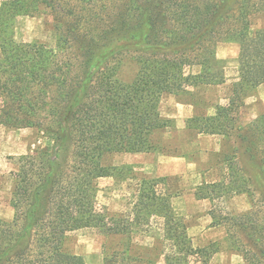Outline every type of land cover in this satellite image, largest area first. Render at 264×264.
Returning a JSON list of instances; mask_svg holds the SVG:
<instances>
[{"label": "trees", "instance_id": "trees-1", "mask_svg": "<svg viewBox=\"0 0 264 264\" xmlns=\"http://www.w3.org/2000/svg\"><path fill=\"white\" fill-rule=\"evenodd\" d=\"M41 8L54 18L56 49L15 40L18 18ZM258 14H264V0L0 2V125L38 128L54 143L51 152L18 159L14 217L0 220V264H86L64 250L70 233L130 234L133 225L157 219L163 221L166 264H209L217 252L194 247L186 222L174 212L167 179L131 176L133 167H106L103 158L161 150L156 135L171 128L160 111L163 98L226 83L220 42L240 47L233 96L188 128L233 139L235 146L223 159L227 176L204 183L196 196L248 195L259 211L221 222L213 217L214 224L227 226L246 264H264V115L247 125L235 116L237 101L264 86V29L252 32ZM127 57L138 67L130 83L119 77ZM111 177L136 181L130 216L99 207V180ZM104 264H123L121 254Z\"/></svg>", "mask_w": 264, "mask_h": 264}, {"label": "rangeland", "instance_id": "rangeland-1", "mask_svg": "<svg viewBox=\"0 0 264 264\" xmlns=\"http://www.w3.org/2000/svg\"><path fill=\"white\" fill-rule=\"evenodd\" d=\"M261 29H264V14L254 16L252 21V32ZM15 40L20 43H43L56 49L57 33L50 11L41 8L35 16L18 18ZM217 53L218 57L224 59L221 60L227 76L224 85L202 86L163 98L161 114L171 121V128L156 135L155 141L161 150L142 154H108L103 158V164L106 167H133L134 171L130 175L138 178L167 179L168 189L174 196L172 201L176 197L187 195L191 196L193 202V198H196L195 190H200L203 186L198 187L201 182L200 175L205 181L217 179L220 181L227 176L228 171L224 168L223 159L235 146L234 140L224 138L222 135H200L196 130L188 128L190 121L213 114L214 107L227 105L233 96V84L240 76V47L236 43L220 42ZM137 70L136 62L127 57L120 66L119 77L130 83L134 80ZM197 70L195 69V72ZM242 101L244 103H241ZM242 101H237L236 105L235 116L238 125L251 124L264 115V87L261 90H252ZM53 144L48 134L38 128L13 129L0 125V220L9 222L14 217L12 200L19 157L37 151L51 152ZM179 157H185L193 163L196 170L183 175L162 176L161 168L164 162ZM127 174L129 173L124 176ZM135 184V180L123 181L118 177L100 179L98 193L100 209L107 210L111 216H130L136 201ZM202 204L204 212L192 217L174 211L186 222L188 228L198 224L201 226V232L210 227L218 228L213 231L214 237L217 238L215 241L197 242L194 240L196 237L193 238L189 234L194 247L209 248L217 252L209 264H233L234 257L235 260H241L242 264H246L243 257L233 249L227 226L214 225L213 217L215 221L221 222L225 218L243 215L254 209L259 211L260 208L253 206L251 198L246 194L203 200ZM206 216L212 225L204 219ZM199 219H202L201 224ZM162 224L163 221L157 219L149 226L133 225L130 234L120 235L106 234L98 229L78 230L68 235L64 242V250L83 257L86 264H104L105 258L114 253L121 254L123 264H166L162 253L164 244Z\"/></svg>", "mask_w": 264, "mask_h": 264}, {"label": "crops", "instance_id": "crops-1", "mask_svg": "<svg viewBox=\"0 0 264 264\" xmlns=\"http://www.w3.org/2000/svg\"><path fill=\"white\" fill-rule=\"evenodd\" d=\"M217 57H218V53H217ZM218 59L224 60L222 57H218ZM218 86H221V85H218ZM211 87H213V86H211ZM263 87L264 86H260V87L256 88L255 90L256 91L261 90V89H263ZM213 109L215 110V112L213 114H210V116L214 115L216 113V107H214ZM160 111H161V106H160ZM140 154H142V153H140ZM166 163H167V165H166ZM195 170H196V166L193 163L188 161L185 157H179V158L173 159L172 161L164 162V164L161 168V173H162V176L183 175V174L190 173L191 171H195ZM202 179H203L202 175H200V181L201 182L198 184V187L202 186L204 183L212 184V183L218 182V180H219V179H217V180H213V181H205ZM195 191H196L195 192V195H196L197 190H195ZM196 198L195 199L193 198V202H191V196L185 195V196L176 197L174 199V201H172L174 211L176 210L179 213H181V215H185L187 217H189V216L192 217L194 215H198V214L203 213L204 209L202 208V206H203L202 202H203V200L206 201L208 199H198L197 196H196ZM207 218H208V216L204 217V219H206V221L211 223V225H212V222H210V220ZM200 220H202V219H199V223L201 224ZM208 225L210 226V224H208ZM200 228H201V226H199V224L192 226V227H189L188 228V234H190L193 238L196 237L194 240H196L197 242H206L207 240L209 242V241L217 240V238L214 237V232H213V231L218 229L216 226L210 227L208 230H206L204 232H201ZM197 230H198V232H197ZM232 261L234 262L233 264H242L241 260H237V259L235 260V257L233 258Z\"/></svg>", "mask_w": 264, "mask_h": 264}]
</instances>
